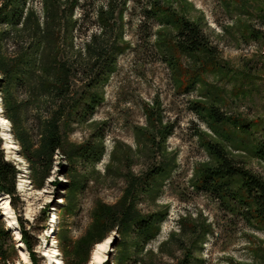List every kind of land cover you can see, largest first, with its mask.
<instances>
[{"label": "rangeland", "instance_id": "374dc122", "mask_svg": "<svg viewBox=\"0 0 264 264\" xmlns=\"http://www.w3.org/2000/svg\"><path fill=\"white\" fill-rule=\"evenodd\" d=\"M18 1L20 24H0V68L26 70L27 84L0 75V139L34 256L0 198V264H92L104 243L101 264H264V221L234 199L245 196L241 180L229 179L222 199L198 188L220 164L216 150L264 180V0ZM101 8L111 11L106 33ZM178 20L196 25L208 47L182 49ZM95 35L103 51L125 47L104 76L106 58L97 63L87 48ZM57 64L68 71L65 102L79 109L66 105L61 151L34 165L33 181L18 138L39 145L60 105L42 87ZM92 97L100 103L88 114L81 104ZM135 217L155 218L148 240Z\"/></svg>", "mask_w": 264, "mask_h": 264}, {"label": "trees", "instance_id": "16d2710c", "mask_svg": "<svg viewBox=\"0 0 264 264\" xmlns=\"http://www.w3.org/2000/svg\"><path fill=\"white\" fill-rule=\"evenodd\" d=\"M79 0L75 1V5L79 6ZM110 0L109 2H111ZM10 3V2H9ZM7 4V11L6 8H0V24H7V25H18L23 17L22 8H19L20 4L18 0H15L12 4ZM111 4V3H110ZM13 5V6H12ZM97 15L100 22L101 29L103 33H106L107 30L110 28V14L111 11H105L103 8L97 11ZM154 12V11H153ZM176 23L181 24V29L178 32V44L179 46L184 49L186 52L191 54L198 52L202 48H207V39L203 32L194 24L190 22H180L179 20ZM98 37L95 35L93 40V44L88 45V51L94 57L97 63L102 62L103 59L106 58L104 64L101 67V74L104 76L105 73H111L115 66V59H116V52H122L125 50L123 48H115L113 45L106 48L103 51L97 44ZM113 50L112 52H110ZM109 55L111 57H109ZM31 61H29V64ZM57 69L60 71L57 74L56 80L54 82H50L47 84L43 83V90L47 94L46 96L51 97L54 103H57L59 100L58 108L54 111H49V117L42 123L40 126L41 131V140L37 147H33L32 145H28L27 142L23 138H18L19 141L22 143L23 147V155L24 157L31 163L32 171H33V181L34 175L36 174V168H34L35 164L40 166H44L47 161L55 155L57 151H61L62 146V135L60 131V124L65 116V107L70 108H78V106H71V104H67L66 98L69 96V80H68V71L66 70L65 65L57 64ZM13 66L7 68H0V75L3 76L5 79L4 82L7 84H16L18 87H26V80L25 75L26 70H20L17 68L11 69ZM65 69V70H64ZM3 82L0 78V83ZM100 100L97 98L92 97L89 103L81 104L83 106V110L89 114V110L95 109L98 106ZM63 106H62V105ZM8 109V104H7ZM91 111L90 113H92ZM210 115L216 121L221 122L223 120L222 116L216 109L210 110ZM12 121H14L13 116L9 117ZM2 141L0 139V195L7 196L11 198L12 208L16 211L17 205L13 200V197L16 195L15 190V179L17 176V170L15 166L7 161L4 157V153L1 150ZM86 151L87 154L94 153L92 148H88ZM259 156L264 159V142H261L258 147ZM215 155L217 156L218 161L220 162L217 168H214L212 171L208 172L206 177L199 183L200 186L198 188L206 193H209L211 196L216 198H223L225 193V188L229 185V179H236L239 178L242 182V189L244 191V197L240 194H234L236 201L239 199L246 205V212L248 215V219L255 217L261 221H264V180L253 174L251 171L247 170L245 167L235 163L232 158H229L225 152L222 150H216ZM227 184V186H226ZM251 205L255 207V209H251ZM20 225H22L21 229V238L25 242L26 247L29 249L31 256H34V248L33 244L31 243L29 237V230L24 228L22 220L20 217L17 218ZM135 221L136 232L139 235H145L146 240L150 238V230L151 225L153 224L155 218L149 217H135L133 219ZM5 233V232H4Z\"/></svg>", "mask_w": 264, "mask_h": 264}, {"label": "bare ground", "instance_id": "6f19581e", "mask_svg": "<svg viewBox=\"0 0 264 264\" xmlns=\"http://www.w3.org/2000/svg\"><path fill=\"white\" fill-rule=\"evenodd\" d=\"M0 127H2L3 129H7V128H8V122H7V120L4 119V118H2V117H0ZM3 135H4L5 137H7V134L4 133ZM7 147H8V146H7ZM7 147H6V148H7ZM8 148H9V147H8ZM0 198H1V201L4 202V208H5V210L7 211L6 215H7V219H8V226H9L10 228H11V227H15L16 223H17V225H18V222H17L16 216H15V214H14V212H13V209H12V207L10 206V203H9V201H8V197H7V196L0 195ZM50 233H51V231L49 230V232H48L47 234L50 235ZM16 240H17L18 242L21 241V238H20V235H19V234L16 236ZM106 245H107V244L104 243V244H99V245L96 247V249H95V251H94V253H93L92 264H101V263L104 261V260H103V256H102V254H103V252H104L105 249H106ZM23 256H24V259H25L26 261L29 262L28 255L25 254V253H23ZM49 257H51V256L49 255ZM51 258H52V257H51ZM51 262H52L53 264H62V262H61L60 260H57V262L51 260Z\"/></svg>", "mask_w": 264, "mask_h": 264}]
</instances>
